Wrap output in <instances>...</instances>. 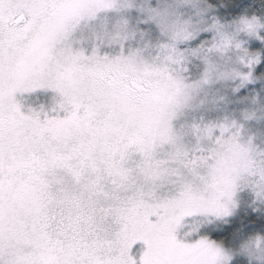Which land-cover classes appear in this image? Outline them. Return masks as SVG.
<instances>
[{
    "label": "snow or ice",
    "instance_id": "1",
    "mask_svg": "<svg viewBox=\"0 0 264 264\" xmlns=\"http://www.w3.org/2000/svg\"><path fill=\"white\" fill-rule=\"evenodd\" d=\"M0 264H264V0H0Z\"/></svg>",
    "mask_w": 264,
    "mask_h": 264
}]
</instances>
